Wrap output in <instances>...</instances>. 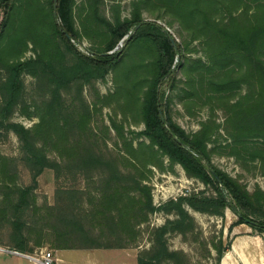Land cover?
I'll list each match as a JSON object with an SVG mask.
<instances>
[{
    "label": "trees",
    "instance_id": "obj_1",
    "mask_svg": "<svg viewBox=\"0 0 264 264\" xmlns=\"http://www.w3.org/2000/svg\"><path fill=\"white\" fill-rule=\"evenodd\" d=\"M54 1L0 0V137L12 132L18 140L16 158L0 154V237L9 225V249L137 248L155 212L171 218L147 227L149 246L137 264H192L168 244L170 234L196 232L190 210L222 217L229 208L238 214L230 228L245 223L264 233V191L249 192L212 162L215 154L231 156L255 163L264 176V0H134L129 17L113 6L112 20L101 11L106 0ZM143 11L154 19L144 21ZM160 19L177 24L181 42ZM83 38L85 52L76 45ZM29 46L33 55L25 58ZM193 52L200 55L187 57ZM110 72L115 91L96 93L89 104L84 85ZM24 75L34 80L31 103ZM173 99L189 116L207 110L197 130L173 120ZM111 104L109 123L95 126ZM115 108L123 121L138 114L143 129L125 133ZM15 111L35 121L14 122ZM174 165L204 189L156 206L149 179ZM19 167L30 175L27 186ZM46 169L55 174L59 201L38 206L34 189ZM221 245L211 243L215 264L226 251Z\"/></svg>",
    "mask_w": 264,
    "mask_h": 264
},
{
    "label": "rangeland",
    "instance_id": "obj_2",
    "mask_svg": "<svg viewBox=\"0 0 264 264\" xmlns=\"http://www.w3.org/2000/svg\"><path fill=\"white\" fill-rule=\"evenodd\" d=\"M81 1L82 0H75L76 6H78ZM132 1L134 0H115V2L106 0L101 6L102 14L108 20H112L113 6H118L121 18L129 17L132 10ZM2 17L3 11L0 8V22ZM142 18L144 21H152L154 19L146 11H143ZM166 19L157 20V23L164 26L165 30H167L177 42H181V39L178 35L177 24L173 23V25L169 27L167 26ZM75 23L77 29L79 30L80 27L78 23L77 9L75 10ZM76 45L77 48L82 52H85V49L90 47V44L84 38ZM118 46L121 48L122 43L119 42ZM30 48L31 46H29V49L25 52V58L33 55V52ZM190 55L191 57H196L197 55H200V52H193L191 54L188 53L187 57ZM180 78L181 72L177 74V79ZM23 79L26 89V99L28 103H31L30 95L31 93L33 94L32 88L34 80L29 75H24ZM115 88V74L110 72L107 76H105L104 79L84 85L83 96L85 100L91 104L95 100L96 93L99 95H108L113 93ZM114 106L115 104H111L110 107H103L101 115L98 113L97 116L94 117V125L100 126L101 119L104 120V123L108 124V117L109 115H113L112 110ZM115 109L117 112V120H122V114L117 108ZM170 113L173 120L187 132L197 130L199 128V122L205 120L207 117L206 109L201 110L194 116L187 115L182 104L179 103L177 99H173L171 102ZM215 119L218 123L223 122V114L221 111L216 112ZM12 120L29 127L35 121V118H27L22 115L20 111H15L12 116ZM122 122L125 133H127L129 130L139 131L143 129V123L141 122L140 116L135 112H128L126 118L124 121L122 120ZM111 135L113 139L115 136L114 133L112 132ZM0 154L8 156L9 158H16L18 155V140L12 132L0 137ZM212 162L216 167L235 178L238 182L242 183L249 192H253L257 187L264 191V176L261 174L255 163L247 162L245 164H240L234 157L222 154H215L212 157ZM19 168L21 172L20 183L25 186L29 185L31 183L29 173L26 170H23L22 167ZM70 184L71 183L66 184L68 189H71ZM149 185L151 186L153 204L156 206L166 202L169 199H175L180 195H185L186 193L192 191L204 189V186L199 181L186 176L184 170L179 165H174L172 170L159 171L155 169L153 175L149 179ZM34 193L38 206H52L57 201H59L60 194L57 192V182L55 179V174L52 170L46 169L37 178ZM189 212L197 224L196 232L193 235H187L186 237H183L179 234H170L168 236V244L170 249L184 251L188 256H190L192 264H215L214 258L216 256V251L212 249L211 243L217 244L220 241L222 243L221 247L226 249L223 257L225 256L227 258L229 254L227 264H264V233L249 227V225L245 223L232 226L230 228V226L238 220V214L234 213L229 208L224 210L222 217L200 213L193 210H190ZM167 218H171V216L166 215L163 212H155L152 214L149 218L148 224L142 226L141 228L143 232L141 235L142 238L139 242V247L125 248L130 249L128 252L130 255H134L136 252V264L138 252L141 249L147 248L149 246L148 234L146 232L147 227L151 229L153 227L161 226L164 224ZM5 228L6 229L3 230L2 236L0 237V247L9 250V247L11 246L8 237L10 227L8 225ZM201 242L206 243L207 248L211 252L210 258L206 257L207 253L205 252ZM110 250L121 251V249L101 248L55 250L50 245L45 244L40 248H35L31 253H27V255H35L40 257L42 251L50 252L53 258L52 264L57 263L55 259L56 255H65L62 256L64 257V260L80 262L81 256L87 255V253L94 255L95 260L109 264L116 262L117 260H122L121 257L123 254H119V256L118 254H102L109 252L114 253ZM0 251L3 253L5 252L4 250ZM6 252L5 257L6 259H11L10 261L12 264L16 263L17 261L20 264H29L26 262L28 260H24L23 258H10L11 255ZM222 259L219 264H222ZM124 260L127 261V259Z\"/></svg>",
    "mask_w": 264,
    "mask_h": 264
},
{
    "label": "crops",
    "instance_id": "obj_3",
    "mask_svg": "<svg viewBox=\"0 0 264 264\" xmlns=\"http://www.w3.org/2000/svg\"><path fill=\"white\" fill-rule=\"evenodd\" d=\"M11 251H13V250H11ZM110 251H112L114 253L109 252V253H102V254H118V256H119V254H123L122 257H121L122 260H117L116 262H113V263H110V264H136V262H135L136 252L135 251H134L135 252L134 255H130L128 253L130 251V249H121V251H116V250H110ZM5 252L3 253L2 251H0V264H12L11 261H10L11 259H6ZM59 252H62V251H59ZM6 253L11 255L10 258H15V257L23 258L24 260L25 259L28 260L26 262H28L29 264H39L38 262H34L31 259H29L27 257H24V256H21V255L14 254V253H11V252H8V251ZM62 256H65V255H62ZM62 256L61 255H56V257H55V259L57 261L56 264H109V263L100 262L98 260H95L94 259V255L89 254V253H87V255L81 256L80 262L64 260V257H62ZM104 256H107V255H104ZM112 256H115V255H112ZM130 258H131V262H130ZM228 258H229V254H228L227 258L224 256L223 259H222V264H227ZM124 259H127V261L124 260ZM14 264H20V263H18V261H17Z\"/></svg>",
    "mask_w": 264,
    "mask_h": 264
},
{
    "label": "built area",
    "instance_id": "obj_4",
    "mask_svg": "<svg viewBox=\"0 0 264 264\" xmlns=\"http://www.w3.org/2000/svg\"><path fill=\"white\" fill-rule=\"evenodd\" d=\"M0 250H3V248L0 247ZM29 259H31L34 262H39L40 264H52L53 263V258L51 256L50 252H43L38 256H29Z\"/></svg>",
    "mask_w": 264,
    "mask_h": 264
},
{
    "label": "water",
    "instance_id": "obj_5",
    "mask_svg": "<svg viewBox=\"0 0 264 264\" xmlns=\"http://www.w3.org/2000/svg\"><path fill=\"white\" fill-rule=\"evenodd\" d=\"M56 1H57V0H55L54 2L56 3ZM54 8H55V5H54ZM171 42H172V44H173L174 47H175V40H174V39H171ZM160 115H161L162 120H164V119H163V114L160 113ZM216 178L219 180V178H218L217 176H216ZM3 250L29 258V255L24 254V253H20V252H17V251H11V250H7V249H3Z\"/></svg>",
    "mask_w": 264,
    "mask_h": 264
}]
</instances>
